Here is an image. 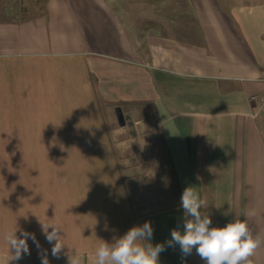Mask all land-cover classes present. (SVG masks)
I'll list each match as a JSON object with an SVG mask.
<instances>
[{"label": "crops", "instance_id": "crops-1", "mask_svg": "<svg viewBox=\"0 0 264 264\" xmlns=\"http://www.w3.org/2000/svg\"><path fill=\"white\" fill-rule=\"evenodd\" d=\"M178 3L148 15L46 0L0 17V264H91L101 240L146 221L159 264H205L166 244L189 186L210 227L241 219L264 236V113L251 100L264 98V0ZM41 221L63 230L57 256ZM16 228L29 251L11 260ZM251 260L264 264V245Z\"/></svg>", "mask_w": 264, "mask_h": 264}, {"label": "clouds", "instance_id": "clouds-1", "mask_svg": "<svg viewBox=\"0 0 264 264\" xmlns=\"http://www.w3.org/2000/svg\"><path fill=\"white\" fill-rule=\"evenodd\" d=\"M180 203L184 212L183 231L173 229L171 239L166 242L167 246L178 245L185 257L195 249L205 264H252L251 257L264 245V236L254 234L246 220L234 219L223 227H210L212 221L205 211L207 201L201 198L193 186L183 190ZM41 225L48 242H54L52 254L57 256L65 247L61 226L42 221ZM17 230L16 228L6 236L10 248L15 249L11 260L19 259L22 252L29 251L27 239L30 234L21 232L18 237ZM152 236V224L146 221L143 225L131 227L111 243L101 240L91 264H159V256L165 250V244L153 245L150 242ZM32 239L35 241L34 235ZM43 264H48L46 256ZM71 264H79L78 259Z\"/></svg>", "mask_w": 264, "mask_h": 264}, {"label": "rangeland", "instance_id": "rangeland-1", "mask_svg": "<svg viewBox=\"0 0 264 264\" xmlns=\"http://www.w3.org/2000/svg\"><path fill=\"white\" fill-rule=\"evenodd\" d=\"M46 0H0V17L4 19H18L33 14L40 13ZM116 5H131V8L141 7L146 8L147 14H153L158 10V6H176L175 2L170 0H108ZM134 15V14H132Z\"/></svg>", "mask_w": 264, "mask_h": 264}, {"label": "built area", "instance_id": "built-area-1", "mask_svg": "<svg viewBox=\"0 0 264 264\" xmlns=\"http://www.w3.org/2000/svg\"><path fill=\"white\" fill-rule=\"evenodd\" d=\"M251 100L258 104L257 111L264 113V98L260 96H252Z\"/></svg>", "mask_w": 264, "mask_h": 264}, {"label": "water", "instance_id": "water-1", "mask_svg": "<svg viewBox=\"0 0 264 264\" xmlns=\"http://www.w3.org/2000/svg\"><path fill=\"white\" fill-rule=\"evenodd\" d=\"M118 120H119V122H122V116L120 113L118 114Z\"/></svg>", "mask_w": 264, "mask_h": 264}]
</instances>
